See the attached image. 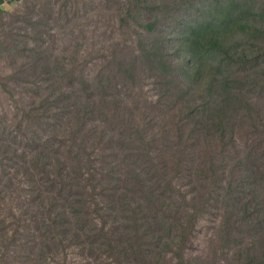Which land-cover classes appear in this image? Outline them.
I'll return each instance as SVG.
<instances>
[{"label": "trees", "instance_id": "trees-1", "mask_svg": "<svg viewBox=\"0 0 264 264\" xmlns=\"http://www.w3.org/2000/svg\"><path fill=\"white\" fill-rule=\"evenodd\" d=\"M171 1L181 10L121 0L134 36L119 64L93 44L83 4L0 0V57L29 60L30 74L18 99L8 93L15 113L0 107V151L61 171L55 194L42 177L23 185L38 203L0 192V264H264V112L238 73V39L263 40V10L211 0L214 17L177 33L191 0ZM217 49L224 60L204 75Z\"/></svg>", "mask_w": 264, "mask_h": 264}, {"label": "rangeland", "instance_id": "rangeland-1", "mask_svg": "<svg viewBox=\"0 0 264 264\" xmlns=\"http://www.w3.org/2000/svg\"><path fill=\"white\" fill-rule=\"evenodd\" d=\"M72 1L83 4L85 6V9L91 11V13L88 15L89 24L87 25V29H89V31H91V29L98 24V29L92 36L93 44H95L98 48L106 49L109 55L116 56L117 62L120 64L124 60V50L128 42V35L134 36L132 31H130L128 27L125 28L123 26L126 14H124L123 11L121 12V0ZM116 1L118 2L117 9ZM212 1L198 0L197 2L195 0H191V2H189L190 4L182 6L181 13L176 19L174 18V23L171 24V30L180 33L186 26V23L191 24L197 21V25H200V21L202 20L209 21L217 13L215 10V6L211 4ZM246 1L248 2V5L257 3V0ZM20 2L13 5H8L7 3H5V5L3 6L6 10L12 12ZM258 2L261 5L264 15V0H258ZM171 3L175 4L170 0V4ZM174 6L177 7V10H181V8H179L180 5L175 4ZM239 13L240 11H237L234 15L238 17ZM2 18L5 23L9 22L8 15H3ZM225 22L226 20L224 21V23ZM208 26H210V34H212V25ZM141 30H144V28H141ZM57 31V28H55V32ZM220 35L221 37H224L222 33H220ZM13 39V37H6L7 41H13ZM17 40L18 49V47L22 45V42L19 38H17ZM238 43L240 45V49L245 52V56L241 61L242 64L239 66L240 69L238 71V73L244 75L241 82L243 91H240L245 96L247 103L252 102L253 106L256 109H260L264 112V38L263 40L256 42L247 38L245 35H241L238 39ZM3 45L4 43L0 44V47H2ZM5 45L8 47L7 44ZM29 46L30 44L28 43V47ZM13 49L15 50L14 47ZM223 60L224 56L222 50L217 49L208 52L207 58L203 61H208L213 67L212 70L206 68L203 71V74L208 75L212 73L214 71V68L220 66ZM198 61L200 60L198 59ZM24 63H29V60L20 57L14 64H8L3 58L0 57V107L3 110L2 118H4V114L6 112L11 115L15 113L14 106L9 94L14 95V98L18 99V93L20 92V90L27 87V84L24 83L27 82V77H30V74L27 75L21 72V66ZM238 78L239 75L235 77L236 80ZM237 127L238 128L236 131L239 134H245L248 132V130H246L247 127L244 125H239ZM7 129V126L5 127L4 125L0 124L1 131H6ZM239 131H242L244 133H241ZM1 143L3 142L0 140V144ZM23 153L24 151L22 150H19L16 153L8 152L7 154L0 151V192H4L7 196L15 195L14 201L19 207H23L29 202L38 203V200L34 193L28 194L23 190L24 184L33 182L34 178L36 177H42V180H44L43 192L45 194H55L56 186L55 183H53L54 176L57 177L61 172L57 169L51 170L52 167L44 169L42 166L22 165L20 162V156ZM9 157L12 158L11 160H15L18 167L9 168L6 166L5 160H9ZM35 183L38 184V181ZM80 255L81 253H77L75 256L80 258ZM94 260L97 262L100 259Z\"/></svg>", "mask_w": 264, "mask_h": 264}]
</instances>
